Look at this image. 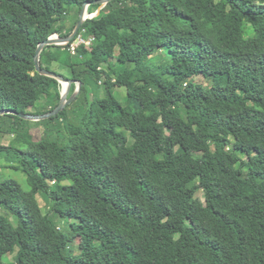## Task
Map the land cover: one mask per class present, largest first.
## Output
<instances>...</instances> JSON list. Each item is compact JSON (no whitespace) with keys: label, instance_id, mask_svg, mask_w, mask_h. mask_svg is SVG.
I'll use <instances>...</instances> for the list:
<instances>
[{"label":"trees","instance_id":"16d2710c","mask_svg":"<svg viewBox=\"0 0 264 264\" xmlns=\"http://www.w3.org/2000/svg\"><path fill=\"white\" fill-rule=\"evenodd\" d=\"M86 1L0 0V110L55 108L34 53ZM78 34L40 55L81 82L54 134L9 115L0 169L31 191L0 179V264H264V0H113Z\"/></svg>","mask_w":264,"mask_h":264},{"label":"rangeland","instance_id":"374dc122","mask_svg":"<svg viewBox=\"0 0 264 264\" xmlns=\"http://www.w3.org/2000/svg\"><path fill=\"white\" fill-rule=\"evenodd\" d=\"M92 9L93 8H91L90 10ZM88 10H89V7H88ZM76 15H77V8H74L73 11L71 12V15H69L67 18L68 20L67 22L70 25L72 24ZM47 66L54 71L56 69L55 63H50ZM195 80L196 81L198 80L199 82H203V84H206V81L202 77H196ZM89 88L92 94L96 93L99 89V87H97L95 83L93 85H89ZM100 89L103 92V89L102 88ZM112 90H113L114 97H116L119 101L124 100L126 96V92L124 88L116 87V88H113ZM101 95H104V93H101ZM43 101L44 99L41 98L35 107L25 109L23 113L37 114L39 110L43 109L41 106L43 105ZM67 112H69V110H67ZM14 121H15V118L9 115L0 116V144L7 145L14 138L12 134L7 132V129L11 125L8 122H14ZM24 124L25 125H24L23 133H26L27 135H29L30 138L33 140H38L41 137H44L45 135L54 134V130L58 127L60 123L58 119H52V120L47 119V120H42V121H26L24 122ZM5 178L15 180L23 191L25 192L31 191V188L28 185V182L26 180L25 174L21 172L20 170H13V169H7V168L0 169V179H5ZM198 196L201 200H203V194L201 192L198 194ZM36 198L39 201L40 205L42 206L43 211H45L48 206H47V203L44 197L42 195L37 194ZM0 214L6 217V219L9 220L12 224L15 222L14 216L10 215L9 213L3 211ZM57 224H59L58 221H57ZM13 255L14 254L6 255V258L8 259V261L13 262Z\"/></svg>","mask_w":264,"mask_h":264},{"label":"water","instance_id":"95a60500","mask_svg":"<svg viewBox=\"0 0 264 264\" xmlns=\"http://www.w3.org/2000/svg\"><path fill=\"white\" fill-rule=\"evenodd\" d=\"M113 0H94V1H86L82 4V7L80 9L79 15H78V20L76 25L74 26L72 32L66 36V37H60L57 34H53L49 36L45 41L40 42L35 50L33 61H34V68L35 71L43 76L50 77L55 79L59 84H60V100L58 104L50 110L49 112H46L44 114H25L21 112H16L14 110H8V109H3L0 110V116L3 115H14L18 118H21L26 121H42V120H47L51 117L56 116L58 113H60L67 105L71 104L78 92L80 91L81 88V82L80 81H75L72 79H68L63 77L60 74L54 73L52 71H49L43 67H41L40 64V55L44 48L46 46H51V45H58V46H64L68 44L70 41H72L75 36L78 34L79 29L83 25V23L87 19H91L93 17H96L101 9H103L109 2ZM92 5H97L98 8L94 13H88V7ZM85 14H87L85 16ZM75 84V90L74 92L70 95V89L71 86Z\"/></svg>","mask_w":264,"mask_h":264},{"label":"built area","instance_id":"2783aa9c","mask_svg":"<svg viewBox=\"0 0 264 264\" xmlns=\"http://www.w3.org/2000/svg\"><path fill=\"white\" fill-rule=\"evenodd\" d=\"M93 41V38H85L82 34H77L75 38L66 45H68V51L70 54L76 55L79 46L83 45L84 47L89 48Z\"/></svg>","mask_w":264,"mask_h":264},{"label":"bare ground","instance_id":"6f19581e","mask_svg":"<svg viewBox=\"0 0 264 264\" xmlns=\"http://www.w3.org/2000/svg\"><path fill=\"white\" fill-rule=\"evenodd\" d=\"M87 14H85V16H86Z\"/></svg>","mask_w":264,"mask_h":264}]
</instances>
